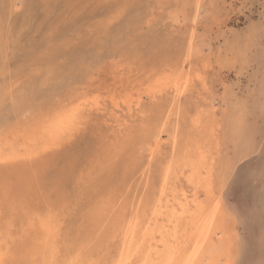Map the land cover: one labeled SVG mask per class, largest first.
<instances>
[{"label":"rangeland","instance_id":"obj_1","mask_svg":"<svg viewBox=\"0 0 264 264\" xmlns=\"http://www.w3.org/2000/svg\"><path fill=\"white\" fill-rule=\"evenodd\" d=\"M168 76L185 90L178 98L156 82ZM79 98L102 110L85 113L64 145L0 166L8 264L41 263L30 251L39 211L56 227L55 263L111 264L116 224L149 218L167 164L196 143L226 204L231 264H264V0H0V139ZM186 174L176 187L192 191Z\"/></svg>","mask_w":264,"mask_h":264},{"label":"bare ground","instance_id":"obj_2","mask_svg":"<svg viewBox=\"0 0 264 264\" xmlns=\"http://www.w3.org/2000/svg\"><path fill=\"white\" fill-rule=\"evenodd\" d=\"M178 74L176 78H178ZM172 75H174V73H172L171 76ZM171 76H168L170 78L164 77V80L156 82L162 85L165 84V86L170 87V89L171 86L175 87L173 92L176 93L175 97L178 98L185 90L183 91V87L180 85L181 83L179 82V79L177 80ZM187 84L185 83L184 85L186 86ZM187 87L189 88V85ZM79 100L82 101L72 106L68 105V107L62 105L65 108H62L59 111L57 110L55 114L50 115L47 118L44 116V119L39 120L34 124H30L25 127L23 126L16 132L13 131L14 133L10 132L8 135L6 133V137L2 136L3 138L0 139V166L6 164L8 166V164L10 165L12 163H16L18 161L22 162L28 159H36L44 153L56 149L64 143L63 141L68 134L72 135L71 133H73L74 129L77 128V125L84 120L85 113H93L97 111L96 109H98V111L102 110L101 107L96 108L95 105L90 103L86 98H79ZM137 106H140V102ZM131 108L129 109L131 112H129L133 116L134 113ZM129 112L127 113L128 115H130ZM120 118H114L119 127L123 124ZM217 125L218 124H216V126ZM162 130L163 129L159 127V129L154 132L153 144L150 148L151 155H156L161 150L163 144ZM214 133L212 134L214 135ZM176 136L174 138V142L177 143ZM196 144L197 145L194 147L195 152L193 154L185 152L186 154H184L182 161H179L180 158L177 157L178 159L175 162L176 166H173L174 164L170 165V162L167 164L161 178L162 188H160V194L153 197V199L146 204V206L148 205V208L150 209L149 218L147 219L145 218L146 216L144 217V215H146L145 212L142 214L137 212L120 219V223L116 224L119 225L118 230L121 234H119V236L122 238L121 246L118 248L116 258L112 260L111 264H231L233 262V257H231L232 254L230 251V239L228 237L229 233L225 223L226 216L224 210V200L221 196H216L211 181L205 180L212 175L214 167H210L211 164L209 165L210 168L207 166V163L209 162H207V155H205V152L203 151L206 146H202L199 143ZM186 169L188 170V174H186ZM184 173L186 174L185 177L188 181L187 183H189L190 187H192V191H189L188 189L178 190L176 187V177L180 174L183 175ZM200 192L204 193L203 197H200ZM145 210L147 211L146 208ZM39 213L36 212V216L33 219L31 217L32 215L30 216L32 219L31 222L29 221L31 223L30 227L33 230L31 238L33 241L31 245H33L31 247L33 249L34 247H38L35 248L37 251L36 254L42 258V261L41 263L39 262V264H57V261L56 263L54 262V258H56L54 247V238L56 235V227H54L55 224L53 223V220L51 221L52 218L48 219L49 216H41L43 213L41 215H39ZM1 222L2 221H0V223ZM2 224L0 225L2 226ZM52 224H54V226ZM12 225L14 226V224ZM9 230H11L10 232H13V228H9ZM119 231L117 232L119 233ZM2 232H4V229L0 230V264H8L12 254L10 249L4 244L6 241L3 240L4 237ZM5 232L7 231L5 230ZM16 239L17 237H15L14 240ZM16 243L15 245H17ZM43 248L46 250H43ZM35 249H30V251L35 252ZM48 251L49 255H47ZM28 252L29 250L26 253V255H28L27 257H29ZM82 255H79L78 257L76 256L77 259H81ZM33 256L32 258H34ZM25 258H23V260H27V258ZM63 259L62 262H58V264H64ZM89 260L90 259L87 261L89 262ZM76 262L77 261L73 258L65 260V264H77ZM89 263L103 264L94 263V261Z\"/></svg>","mask_w":264,"mask_h":264}]
</instances>
